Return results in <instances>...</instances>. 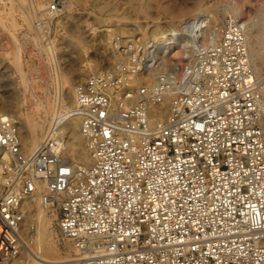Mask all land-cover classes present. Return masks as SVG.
<instances>
[{"label":"built area","instance_id":"built-area-1","mask_svg":"<svg viewBox=\"0 0 264 264\" xmlns=\"http://www.w3.org/2000/svg\"><path fill=\"white\" fill-rule=\"evenodd\" d=\"M113 42L115 62L74 92L89 163L57 123L25 152L0 112V264H18L38 193L77 249L68 264H264V91L246 23L192 39L198 61L179 74L161 42Z\"/></svg>","mask_w":264,"mask_h":264},{"label":"rangeland","instance_id":"rangeland-1","mask_svg":"<svg viewBox=\"0 0 264 264\" xmlns=\"http://www.w3.org/2000/svg\"><path fill=\"white\" fill-rule=\"evenodd\" d=\"M53 3H59L58 9L47 14ZM237 6L241 8L239 19L251 21L254 33L262 37L260 46L255 45L254 37L251 42L257 52L256 63L260 68L257 76L264 91V0H0V112L20 116L25 125L30 115L35 114L37 120L43 117L39 121L47 133L55 122L51 124L50 119L60 108L61 99H66L62 110H71L77 84L115 62L114 40L152 39L151 30L177 26L180 20L197 12H200L202 25L209 26L212 8L222 21L214 28L221 35L226 18H231ZM187 9L192 12L175 17ZM206 28H188L187 25L177 28L174 44L177 48L170 57V69L179 74L181 67L189 64L190 51L195 53L190 48L192 39L211 44ZM184 30L188 31V49L178 42V34ZM18 53L20 64L16 59ZM173 62L177 63L176 67L172 66ZM20 126L21 136H24L26 128ZM71 128L74 130L73 124ZM83 146V140L74 148L67 145V154L75 163L80 157L82 164L87 163ZM46 217L50 220L51 240L59 255L75 256L69 246L71 242L59 234L55 212L46 209ZM34 221L35 217L29 218L30 224Z\"/></svg>","mask_w":264,"mask_h":264},{"label":"bare ground","instance_id":"bare-ground-1","mask_svg":"<svg viewBox=\"0 0 264 264\" xmlns=\"http://www.w3.org/2000/svg\"><path fill=\"white\" fill-rule=\"evenodd\" d=\"M194 4H197V2H194ZM43 7V6H42ZM167 11L170 12L171 9L167 8ZM192 10H186L183 11L182 14H177L175 17H181L183 15H186L188 13H191ZM211 14V20L209 26H204L202 25V21L200 18V12L195 13L193 16L186 18L183 20H180L179 25H175L174 27H170L165 30H160L158 31V27H156L153 31L151 30V36H153V40L157 42L163 43L164 47L167 48L169 53H173L175 50L174 44L176 43V35H177V28L181 26H188L189 27H197L204 29L205 27L206 30L209 32L210 35V41L211 44L215 43L219 38H220V33H217L214 28L222 24V21H220V16L218 15L219 13L217 10L214 8L209 10ZM234 14L231 16L234 20H240L239 15L241 13V8L239 6L234 7ZM53 12L50 10H47V14H52ZM248 27V45L250 48V53L253 61V66L256 71V73L259 75L260 74V68L256 63V51L252 45L251 42V37H254L255 39V45L258 44L260 41L262 42L261 38L259 37L258 34L254 33L255 26L251 21H244ZM160 27V26H159ZM162 28V27H160ZM258 32V31H256ZM259 45V44H258ZM260 46V45H259ZM258 46V47H259ZM259 51V49H258ZM20 52V51H19ZM190 58H189V64H188V70L190 66L195 65V63L198 61V56L197 53H191L190 51ZM260 54V53H259ZM21 56L20 53L17 54V63L20 64ZM153 59V58H151ZM150 59V60H151ZM173 67H176L177 63L175 64L174 62L171 63ZM21 66V65H20ZM20 66H18L20 68ZM99 67L100 65H96ZM22 67V66H21ZM20 71V70H19ZM73 81V80H71ZM70 81V82H71ZM189 86V83H188ZM69 96V95H68ZM70 97V96H69ZM70 100V99H68ZM66 101L65 98L61 99V105L60 108L58 107L51 120L55 121L53 124L57 123L59 125V130L63 131L66 138H67V145L71 146V148H74L73 146L76 145V143H79V140H83L84 146H83V156L87 160V163L91 161V156L89 151L86 148L85 141L82 137V134L80 132V120L76 117H71V111H63L62 108L64 107V102ZM8 104V103H7ZM51 110V109H50ZM46 112V110H45ZM37 113V112H35ZM34 114V113H33ZM43 114V113H42ZM51 115V114H50ZM13 118L18 122L19 126L24 125L26 130L24 131V136H22V142H24L25 148L28 151V153L34 152L37 147L39 146L40 142L43 140L44 136L46 135V130L44 128L42 121H39L35 119V114L30 115L29 121L26 122V125L23 123L21 120L20 116L17 115H12ZM28 117V116H27ZM39 118V117H38ZM44 119V118H43ZM47 120V119H46ZM75 120V121H74ZM45 123V122H44ZM50 124V126H51ZM73 124L74 130H72L71 125ZM49 126V127H50ZM21 127V126H20ZM21 131V128H20ZM40 131L42 134H40ZM48 131V130H47ZM23 132L21 131V134ZM71 137L70 139L68 138L69 136ZM23 145V143H22ZM24 149V146H23ZM78 150V148H77ZM25 151V149H24ZM26 152V151H25ZM80 152V149L78 150ZM82 154V153H81ZM80 155V153L78 154ZM77 166H83L82 158H78L76 160ZM86 164V163H85ZM37 200V201H35ZM24 207L26 210V215H25V221L23 225V231L25 233H29L28 235H24V246L23 249L17 259L19 264H68L73 258L70 255L66 256H60V252L58 248L54 245L52 242V226L50 223V220L46 217V209H48L41 200V194L38 193L35 197L29 199L28 201L24 202ZM30 217H35L36 221H34L32 224L29 222ZM32 228V229H31ZM31 229V230H30ZM69 246L74 250V252H77V249L75 246L71 243H69ZM75 254V253H74Z\"/></svg>","mask_w":264,"mask_h":264}]
</instances>
